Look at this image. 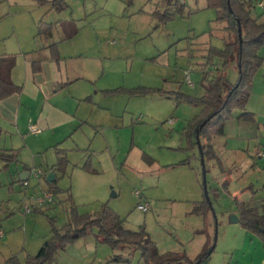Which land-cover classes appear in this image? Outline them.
<instances>
[{"label": "rangeland", "instance_id": "rangeland-1", "mask_svg": "<svg viewBox=\"0 0 264 264\" xmlns=\"http://www.w3.org/2000/svg\"><path fill=\"white\" fill-rule=\"evenodd\" d=\"M185 3L182 13L162 22L155 12L166 10L163 0H67L62 12L31 0H0V55L17 58L16 81L24 80L25 56L39 66L62 62L65 81H72L65 89L80 101L79 117L86 122L66 144L37 156L51 166L57 160L56 149L66 151L70 163L65 174L59 173L58 187L69 191L58 195V203L49 210L31 213L28 226L19 211L21 186L11 188L10 182L18 165L6 171L0 167V230L5 233L0 264L13 257L25 263L37 255L55 230L62 232L70 223L73 207L80 216L93 215L103 204L121 217L125 229L139 231L143 226L162 255H194L207 241L206 249H215L216 263L222 260L218 254L225 240L233 237L238 202H247L250 186L263 179L264 161L255 157L262 141L255 132L260 128L259 135L264 136V67L254 74L246 109L257 123L245 125L246 139L236 121L228 124L226 137H216L220 161L206 162V196L199 147L185 134L203 107L179 98L205 94L208 50L224 49L234 35L227 23L217 21L206 0ZM40 23L42 30L54 26L50 37L39 35ZM75 29L78 34L66 39L65 32ZM53 44L57 53L50 48ZM259 56L264 59V47ZM214 67L207 77L214 75ZM190 70L194 88L185 81ZM226 76L237 82L235 62ZM134 90L138 95H132ZM170 120L176 122L171 125ZM24 151L20 160L32 164L35 154ZM87 164L90 171L84 170ZM35 186L31 181L32 191ZM207 199L205 214H194L195 206ZM141 202H149L150 211H140ZM96 233L92 229L46 264H147L130 247L113 250L99 243L95 248ZM120 255L122 262H112Z\"/></svg>", "mask_w": 264, "mask_h": 264}, {"label": "trees", "instance_id": "trees-1", "mask_svg": "<svg viewBox=\"0 0 264 264\" xmlns=\"http://www.w3.org/2000/svg\"><path fill=\"white\" fill-rule=\"evenodd\" d=\"M40 6H49L51 10L62 12L66 9L67 0H31ZM258 0H206L207 7L214 9L217 13V21L227 23V30L234 35V41L226 43L224 49L210 47L204 67V79L208 80V87L205 94L200 98H193L180 94L179 99H185L192 105L203 107L202 115L191 121L186 128V138L189 143L198 147L197 137L201 141L202 151L206 162L216 159V153L212 141L216 137L225 135L226 124L232 119L239 122H256V116L247 112V103L251 96L253 77L257 68L263 64V58L259 56V51L264 47V12L258 13L256 3ZM166 7L164 12L157 10L155 15L160 21L172 20L177 13H182L186 3L182 0H163ZM230 7L232 10H230ZM232 11V12H231ZM39 24V35L50 37L53 25H48L47 29H41ZM241 29V40L239 30ZM78 34L77 29L72 32H65L66 39H71ZM54 53H57V44L50 46ZM57 58V54H56ZM214 58L219 59V63H214ZM58 59V58H57ZM235 62L239 73V78L235 84L231 83L227 76L228 66ZM17 58L15 56L0 57V100L6 99L16 94H20L22 87L12 81V71L16 67ZM34 70L37 64H33ZM213 76L211 74V67ZM132 95H138V90L131 91ZM179 95V94H178ZM236 110L241 111L239 115ZM0 160L7 165L17 161V156L9 152H1ZM201 160V155H200ZM184 165L186 164L183 163ZM69 165L66 153L58 151V160L53 167L56 173L65 174ZM84 170L90 171L89 164ZM206 173L208 170L206 168ZM59 179L46 183L49 190L56 196L68 193L58 187ZM204 188V185H203ZM71 200V196L69 197ZM210 202L205 200L198 203L194 208V214H205ZM40 209V208H39ZM36 209L35 211H39ZM240 224L248 231L259 234L264 244V205L261 208H253L247 205H240ZM53 222V219H51ZM92 229H96V240L98 243L109 245L113 250L126 249L130 247L131 252H140L141 258L147 264H206L212 257L215 249L207 250L194 261L189 260L184 255L169 253L160 254L154 242L148 238L146 229L142 226L139 231H129L124 228L121 217L112 210L109 205L103 204L101 210L96 214L80 216L76 208H72L71 221L65 226L62 232L54 231L51 239L45 241L39 253L29 256L25 263H21L17 258H11L7 264H46L54 260V256L64 251L65 248L74 244L77 240L86 237ZM122 255L114 256L112 262H122Z\"/></svg>", "mask_w": 264, "mask_h": 264}, {"label": "crops", "instance_id": "crops-1", "mask_svg": "<svg viewBox=\"0 0 264 264\" xmlns=\"http://www.w3.org/2000/svg\"><path fill=\"white\" fill-rule=\"evenodd\" d=\"M5 55L6 54L0 55V57ZM23 63L25 72L24 80L17 82L14 72L16 67L12 71V81L16 85L22 87L21 93L0 100V153H13L17 156V161L7 165L0 160V167L3 166L6 171L12 164L18 165L15 174L10 177V182L11 188L14 184H17L19 187L21 186L23 199L19 204V211L24 215L25 224L28 226V216L36 212V209H39V207L34 205V201L31 200L32 196L39 194L42 189L49 190L46 181H48L47 178L50 173L55 174L53 181L59 178V173H56V171L52 169L57 163L58 151H60V149H56L57 160L56 163H53L51 166L48 164L46 165L44 163L45 161H42V157L37 156L43 155L44 151L47 149L59 148L60 145L66 144L80 129H82L86 122L79 117L80 101L72 96L71 93L67 94L68 92L65 86L71 85L72 81L69 78L65 81L66 71L62 66V62H60L58 66L48 61L47 63H42L40 66L37 64L35 67V69H38L37 72L33 68V61L29 58L27 59L26 56ZM261 67H264V60ZM191 72L192 70L187 73L190 80ZM186 77L185 81L187 84ZM187 85L189 88L195 87V84L194 87L189 84ZM232 121L239 123L236 128L242 131V139H246L247 130L249 129L246 128L245 125H255V123H257V119L256 122L253 123L239 122L236 119H232L227 122L225 135L221 137L227 136L228 124ZM175 122L176 121L173 120L171 124L169 121V124L173 125ZM31 126L36 127L39 132H30ZM260 131V128H256L255 133L256 135L258 134V138L262 141V147L258 148L257 151L259 149H264V136L259 135ZM215 139L216 138L213 139L212 145L216 153V160L219 162L220 160L214 142ZM24 150H28L32 154H35L33 160L30 161L32 164L20 160L21 154L23 155L25 153ZM62 151L66 153L65 150ZM23 157L25 156L23 155ZM256 165L257 163L254 162L251 167L255 168ZM35 167L40 168L45 175V179L42 183L31 176L32 170ZM262 175L263 179L261 181L258 178L256 179V185L252 184L250 186L249 190L252 197H249L247 202H238L239 206L247 205L253 208H261L264 205V173ZM33 180L36 181V186L32 191L31 181ZM24 182L29 183L28 189L23 188ZM44 185H46V187ZM261 195V200H259V196ZM56 197L54 203L44 209L49 210L56 205L58 203ZM25 205L31 207L29 213L25 211ZM240 215L241 212L238 214L239 221L233 222L237 225L235 226V230H230V232L234 231L233 237L229 236L225 240L219 252L220 254H218L222 256V260L216 263V254L214 252L211 259L206 264H264L263 239L259 234L246 230L240 224ZM98 244L96 240L95 248H98ZM207 245V241L205 244L200 245L194 255H190L189 253L183 255L189 260L194 261L204 252Z\"/></svg>", "mask_w": 264, "mask_h": 264}, {"label": "built area", "instance_id": "built-area-1", "mask_svg": "<svg viewBox=\"0 0 264 264\" xmlns=\"http://www.w3.org/2000/svg\"><path fill=\"white\" fill-rule=\"evenodd\" d=\"M182 2L185 3L186 0H182ZM256 9L260 10L261 12H264V0H258L257 1ZM213 69H216V67H214ZM186 80H187V84L194 87V84H193V82H191L189 75H187ZM170 123L172 124L173 120H170ZM30 132L38 133L39 130L34 126H31ZM256 157H257V159L264 160V149H259L256 153ZM31 176H33L38 182H41V183L45 179V175L43 174V171L38 167L33 168ZM23 188L28 189L29 183L24 182ZM136 195L139 196L140 194L137 192ZM55 197H56V195L51 190L42 189L39 192V194H35L34 196H32L31 200L34 201L35 206H37L39 208H47L48 206H50L51 204L54 203ZM24 209L27 213H29L31 211V207H29L27 205L24 206ZM138 209L140 211H142L143 213H147L151 209L150 203L149 202H141L138 205ZM4 234H5L4 231L0 230V238H3Z\"/></svg>", "mask_w": 264, "mask_h": 264}, {"label": "water", "instance_id": "water-1", "mask_svg": "<svg viewBox=\"0 0 264 264\" xmlns=\"http://www.w3.org/2000/svg\"><path fill=\"white\" fill-rule=\"evenodd\" d=\"M230 10L231 7H230ZM232 12V11H231ZM239 38L241 40L242 36H241V29L239 30ZM197 142H198V147H199V150H200V155H201V162H202V167H203V174H204V190L206 192V196H207V182H206V164H205V159H204V155H203V151H202V145H201V141L199 139V136L197 137ZM55 178V174L54 173H50L47 180L49 182H52L53 179ZM208 200V199H207ZM209 201V200H208ZM233 222H238L239 221V218H233L232 220ZM216 247V246H215ZM214 249V248H213ZM200 264V263H198Z\"/></svg>", "mask_w": 264, "mask_h": 264}]
</instances>
